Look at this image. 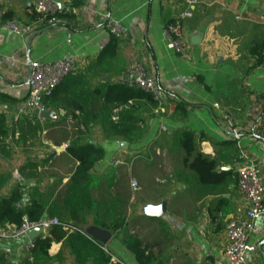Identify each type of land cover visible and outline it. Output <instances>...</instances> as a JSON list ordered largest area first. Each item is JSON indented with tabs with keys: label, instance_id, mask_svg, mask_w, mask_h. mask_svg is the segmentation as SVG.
<instances>
[{
	"label": "crops",
	"instance_id": "crops-1",
	"mask_svg": "<svg viewBox=\"0 0 264 264\" xmlns=\"http://www.w3.org/2000/svg\"><path fill=\"white\" fill-rule=\"evenodd\" d=\"M59 1L70 4L72 0ZM27 2L0 0L3 12H9L22 24L34 25V30L24 37L0 29V93L18 101L11 104L0 100V112L9 108L6 115L13 129L9 136L14 134L18 138L21 125L38 120L32 112L19 120L11 116L14 114L12 108L27 95L29 60L51 62L73 56L79 64L74 75L87 74L92 86L99 81H118L131 61L141 60L156 75L165 91L174 97V109L158 114L150 104L140 101L139 116L144 120L143 126L132 136L131 142L104 141L106 155L94 166V177L99 182L93 191L111 189L112 193H121L122 197V186H129L122 180V171L126 174L135 172L140 185L134 188L130 204L138 205L136 215L140 220L160 219L173 228L179 226L183 237L190 239V243H184L185 249L195 254L194 257L187 251L181 254L183 260L187 259L183 264H232L223 252L226 227L247 209V203L238 191V169L244 164H259L264 180L261 123L264 59H260L264 48V0H196L193 6L183 0H85L73 8L69 18L59 20L51 29L32 22ZM187 9L192 10V16L182 20L187 47L178 54L168 49L163 31ZM109 19L119 20L128 30L126 38H117L116 55L112 58H122V68L113 66L110 71L105 68L106 71L98 69L94 72L90 70V64L102 54L112 38L107 30ZM68 33L72 35L71 42H67ZM66 92L57 95L58 103L63 105L49 103L43 123L38 120L44 134L49 135L45 137L46 141L41 140L43 144L47 141L58 147L69 144L79 130L77 117L80 113L67 107ZM162 126L166 127L165 131ZM182 129L202 136L200 150L218 159L216 172L219 174L215 184L198 182L193 172L184 168L182 151L171 140ZM234 130L239 133V138H235ZM50 136H57V141L51 140ZM88 137L103 141V128L94 125ZM43 148L35 154L31 149L22 160L20 155L16 156L15 145L13 151L8 148L7 152L11 151L14 157L1 156L7 158L9 180L0 194L9 195L20 184L23 200H26L33 185L60 190L69 183L78 162L66 150L51 157L52 150ZM2 155L7 156L6 153ZM29 160L38 164L39 178H27L24 167ZM178 194H181V202L172 203ZM219 198H225V203L221 205ZM160 204L166 205L162 216L148 213L150 206ZM210 209L215 212V219H212ZM91 224L85 226V231L103 244L113 261L138 264L134 254L122 243V233ZM254 225L250 241L257 247L264 242V217L256 220ZM105 231L109 237L103 242L98 237ZM43 234L45 232L38 236ZM30 239L28 234L19 238L0 237V251L6 254L7 264H25L30 260L27 248ZM262 248L264 250V245ZM50 255L58 256L56 264H77L70 249L61 242L52 243ZM251 257L253 264H264L258 248Z\"/></svg>",
	"mask_w": 264,
	"mask_h": 264
},
{
	"label": "trees",
	"instance_id": "trees-1",
	"mask_svg": "<svg viewBox=\"0 0 264 264\" xmlns=\"http://www.w3.org/2000/svg\"><path fill=\"white\" fill-rule=\"evenodd\" d=\"M84 1L72 0L70 4L74 8ZM71 13L43 15L31 10L30 18L32 22L40 23L42 28L51 29L58 24L59 20L69 18ZM4 19H12V15L4 12ZM117 44L118 39L112 35L109 45L90 64V70L106 71L105 67L116 55ZM260 59L263 60L262 54ZM89 78L91 77L87 74L78 76L71 74L62 81L52 96L44 100L45 106L63 105L61 102L58 103L57 95L67 90L64 98L68 104L67 107L78 110L80 113L77 117L79 130L66 148L67 153L78 162L69 183L60 190L53 189L52 186L33 185L26 200H23L20 184L16 185L9 195L0 194V225L10 222L20 227L24 217L32 223H38L45 218H58L61 222V224L52 225L46 235L38 236L33 240V246L29 248L30 260H27L25 264L59 262L58 256L50 255L53 242H61L62 246L68 247L77 264H124L113 261L112 255L104 250L103 244L85 231V226L90 223L111 232L122 233V243L134 254L138 264H166L162 253H155L153 246L128 230V211L131 206L129 190L122 186V197L121 193H112L111 189L98 193L93 191L96 183L99 182L94 177L96 172L94 166L106 155L104 141L131 142L132 136L144 124V120L139 116L142 110L140 101L144 100L145 105L150 104L152 110H155L157 103L141 88L128 87L119 81L111 80L99 81L92 86V80ZM0 100L10 101L11 104L18 102L3 93H0ZM145 109L148 107L145 106ZM94 125H100L103 128L105 136L103 141L88 137ZM9 129L7 115L0 112V141L10 135ZM42 129L38 120L35 123L26 122V125L18 128L19 140L27 132L36 133ZM171 140L175 141L182 151L181 161L184 168L191 170L198 182L207 185L217 182L218 159L200 150L202 136L182 129ZM54 152L52 150L51 157L54 156ZM24 168H27V178H39L38 164L34 160L27 161ZM8 180V175L0 173V190L4 188ZM218 200L221 205L225 203V198ZM209 211L212 219H215V212L212 209ZM151 219L153 218L149 220ZM160 221L164 223L165 231L168 233L170 224L164 220ZM0 264H7V257L3 251H0Z\"/></svg>",
	"mask_w": 264,
	"mask_h": 264
},
{
	"label": "built area",
	"instance_id": "built-area-1",
	"mask_svg": "<svg viewBox=\"0 0 264 264\" xmlns=\"http://www.w3.org/2000/svg\"><path fill=\"white\" fill-rule=\"evenodd\" d=\"M183 1L188 6H193L196 3V0ZM27 7L29 10L43 15L73 11L71 4L59 0H28ZM191 16L192 10L187 9L164 28L166 45L174 53H183L187 47L182 20ZM0 29L24 37L34 30V25L20 24L14 18L5 20L4 12L0 9ZM107 30L118 39L128 36L127 28L117 19H109ZM71 37V33H68L67 42H71ZM262 57L264 59V48ZM78 65L77 58L73 56L59 58L51 62L29 60L28 93L17 105L14 119L19 120L22 116L32 112L43 123L46 113L44 100L53 95L66 77L78 71ZM118 81L128 87L141 88L149 93L157 103L156 113L166 114L174 109V97L165 91L156 75L148 70L141 60H133ZM261 123L264 131V115L261 118ZM232 126L233 124L230 123V127ZM162 130L165 131L166 127L162 126ZM233 133L235 138H239L237 131L234 130ZM67 147L68 144L59 147L52 145V150L55 151L54 157L58 156L62 150H66ZM131 184L136 186L137 181L132 179ZM238 191L247 203V209L243 215L228 222L223 252L232 264H253L251 256L257 247L251 243L250 237L255 227V221L264 217V180L259 164H244L238 169ZM56 224H61L58 218H45L38 223H32L24 217L20 227L10 222L0 225V237L3 239L19 238L26 235L29 230L36 228H42L46 235L48 229ZM33 240L28 241V249L33 246Z\"/></svg>",
	"mask_w": 264,
	"mask_h": 264
},
{
	"label": "rangeland",
	"instance_id": "rangeland-1",
	"mask_svg": "<svg viewBox=\"0 0 264 264\" xmlns=\"http://www.w3.org/2000/svg\"><path fill=\"white\" fill-rule=\"evenodd\" d=\"M19 23L22 24L21 22H19ZM115 61H116V63H115ZM131 62H130V64H131ZM129 65H128V67H129ZM113 66L114 67L119 66V68H122V58H120V59L117 58L116 60L114 58L111 61V63H109V65H107L105 68L109 69L108 71H110L111 68H113ZM7 109H9V108L4 109L2 112H4L5 114L8 115L9 113L6 111ZM12 110H14V114H15V111L17 110V108L16 107L12 108ZM14 114L11 115L13 117V119H14ZM8 126L9 127L11 126L9 129V131H11L12 122H11V124L9 123ZM13 126L15 127V124H13ZM46 136H49V135L44 134L43 130H41L40 132L38 131L36 133L27 132L26 135L20 137V140H19V135H18V138L15 135L8 136L6 139L1 138L3 141H0V173L9 176V173L6 171L7 162L5 159H7V158H1V156H3V157L10 156L12 153L11 151H13L14 145L18 149V152H16V156L20 155V160L23 159V156H25V154H29L31 149H32L31 150L32 154L33 153L35 154L39 150L44 149L43 147H46L47 149L49 148L52 150L51 146L53 144H51L50 141H47L46 144H43L41 142V140H43V141L47 140V139L45 140ZM50 139L53 140L54 142H56L58 137L57 136H50ZM8 148H10L9 149V150H11L10 152H7ZM2 153H6L7 156L2 155ZM11 156L14 157L13 155H11ZM174 167L176 168L175 165H174ZM178 168H179V164H178L177 170H178ZM135 176H136L135 172H127V175H126V173L124 171H122V179L124 180V182H127V185H129V186H125V189L129 190V195L131 196L130 198L133 197L132 193L134 191V188H137L140 185L139 177L136 176L137 177L136 178ZM132 179H135L137 181L136 186H133L131 184ZM149 180H150V177L148 176L147 182H149ZM130 189L132 191H130ZM130 192H131V194H130ZM180 197H181V194H178L177 196H175V199H173L172 203H177L178 201L181 202ZM130 205L131 206L129 207V210H131V213L128 214V220H127L128 230L130 232L140 236L144 240L145 243L153 246L155 253H158V252H160V254L162 253L163 257L166 261V264H183L187 259L183 260V258L181 257V254H183L184 252L186 253V251L189 253V255L191 257L195 256L193 251H188L185 249L186 245L184 243L186 241H187L186 244L190 243V241H189L190 239L188 237H183L184 234L182 235L181 231H179V226H176L177 228H175V227L173 228V226L171 227L169 225V228L167 230L168 233H167L165 231L166 227H165L163 222H161L160 220H149L148 218L140 220V218H138V216H137L138 211L136 212L138 205H135V204H130ZM177 246H179L181 248L178 251H177V249H175ZM171 258H172V260H171ZM187 263L188 262H186L185 264H187Z\"/></svg>",
	"mask_w": 264,
	"mask_h": 264
},
{
	"label": "water",
	"instance_id": "water-1",
	"mask_svg": "<svg viewBox=\"0 0 264 264\" xmlns=\"http://www.w3.org/2000/svg\"><path fill=\"white\" fill-rule=\"evenodd\" d=\"M27 93H28V91H27ZM45 115H46V113H45ZM123 145H124V144H122V146H123ZM165 209H166V205H165V204H160V205H158V206H150V207L148 208V213H149L150 215H152V216H155V217H157V216H162V215L164 214ZM43 232H44V231H43L42 228H36V229H31V230H29L27 234H28L32 239H34V238H36L38 235H40V234L43 233ZM108 237H109V234H108L107 231H105V232H102L98 238H99L100 241L106 242L107 239H108ZM263 245H264V242H260V243L258 244L257 248H258V250L260 251V253H261L262 257H263V261H264V250H263V248H262Z\"/></svg>",
	"mask_w": 264,
	"mask_h": 264
}]
</instances>
